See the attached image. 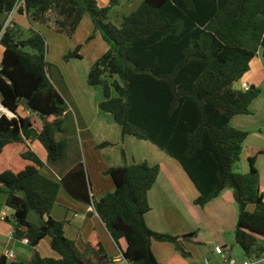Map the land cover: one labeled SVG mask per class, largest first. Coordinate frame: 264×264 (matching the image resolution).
<instances>
[{
  "label": "trees",
  "instance_id": "trees-1",
  "mask_svg": "<svg viewBox=\"0 0 264 264\" xmlns=\"http://www.w3.org/2000/svg\"><path fill=\"white\" fill-rule=\"evenodd\" d=\"M17 1L0 0V14L11 13ZM118 3L111 0L104 8L96 0H25L18 14L68 38L89 16L109 47L88 75V84L103 91L100 111L113 116L123 136L149 141L177 160L199 191L196 206L204 208L232 190L238 206L235 242L245 258H262L264 195L256 162L264 149H251L249 172L235 173L249 132L234 129L230 122L249 115L261 94L256 87L243 91L235 85L260 51L264 58V0H144L116 26L110 11ZM0 46V99L15 115L0 120V194L13 211V238L33 249L28 262L3 256L0 264H117L96 234L83 250L66 237V222L51 215L61 189L93 206L117 245L125 240L122 257L127 264H161L152 250L154 241L172 243L189 257L185 243L196 232L160 234L146 222L159 166L134 163L109 169L115 189L101 197L93 195L80 148L71 167H64L68 141L55 137L65 132L67 103L51 81L45 37L31 28L24 39L14 22ZM72 59H82L80 47L65 56L66 62ZM33 141L47 151V164L61 169L59 181L43 174L45 163L31 148ZM31 213L39 217L38 224L30 222ZM47 238L58 258L37 251Z\"/></svg>",
  "mask_w": 264,
  "mask_h": 264
},
{
  "label": "crops",
  "instance_id": "crops-1",
  "mask_svg": "<svg viewBox=\"0 0 264 264\" xmlns=\"http://www.w3.org/2000/svg\"><path fill=\"white\" fill-rule=\"evenodd\" d=\"M143 1L119 0L118 5L112 8L116 19L111 22L120 26L124 17L138 9ZM14 22L19 27L32 25L26 16L19 14L16 15ZM34 25L42 28L39 29L41 33L44 32L50 39L51 45L47 60L52 67L49 75L54 86L67 103L65 132L58 133L55 138L57 141H68L69 158H74L75 150L80 148L92 184L93 195L101 197L115 189L111 177L106 175V172L111 168L134 163L159 166V179L148 195L151 211L146 215V222L149 228L157 233L172 236L196 232L197 237L191 242L200 246L210 241L218 242L215 246L216 251L218 247L223 251V259L220 264H223L225 257L235 258L236 252L243 256L241 259L236 258L238 261L245 260L242 249L238 250L235 245L230 247L226 236L227 234L235 236L238 222V206L233 192L225 190L220 197L211 201L204 208L196 206L195 202L199 197V191L177 160L149 141L123 136L121 128L115 123L113 116L99 110L98 104L101 98L98 91L88 84V75L91 67L108 51L109 47L100 33L95 31L91 18L89 16L83 18L72 38L57 33L52 27L36 23ZM79 47L82 59H72L66 62L65 56ZM2 54L3 51L0 55V62ZM244 82L261 90V94L251 105V113L236 116L230 122L234 129L249 132L240 161L243 170L247 173L249 172L247 161L249 151L264 149V58L261 51L251 62L250 71L235 85V89L241 90ZM25 115H29V113H25ZM32 119L38 120L35 115L32 116ZM35 123L41 127L39 120ZM29 144L45 163L43 174L59 181L61 169L47 164L48 154L45 148L38 141ZM104 144L108 145L98 149ZM88 150L92 155L96 154V157L91 158L92 155L89 157ZM99 150L102 153L98 152ZM90 163L93 167L90 166ZM242 163H245V166ZM47 167H50V170ZM64 167L70 168L71 163L67 162ZM256 168L260 174V190L264 195V155L257 159ZM4 202L5 197H1L0 258L12 252L15 256L13 261L28 262L32 257L33 249L25 241L13 238L15 227V222L12 219L13 211L7 208ZM249 210L253 212L254 207L250 206ZM51 215L57 221L66 222L65 235L74 241L79 249L83 250L85 243L96 234L108 255L117 264H125L123 261H119L122 260V251L127 248L125 240H121L120 245L113 241L93 206L73 199L64 189H61ZM207 218L208 220H206ZM34 220L35 224L39 223L36 218ZM208 239L210 241H207ZM189 244L185 243L187 253H189ZM152 250L161 264H191V260H185L172 243L154 241ZM37 251L43 257L58 258V255L51 249L50 238L42 241L37 247ZM189 256L193 257V254L189 253Z\"/></svg>",
  "mask_w": 264,
  "mask_h": 264
},
{
  "label": "rangeland",
  "instance_id": "rangeland-1",
  "mask_svg": "<svg viewBox=\"0 0 264 264\" xmlns=\"http://www.w3.org/2000/svg\"><path fill=\"white\" fill-rule=\"evenodd\" d=\"M96 1H97L98 5L100 7L103 6L104 8L105 7H108L110 5V2H111V0H108V2H107V0H96ZM110 17H111L110 21L116 19L115 16L113 15V10L112 9L110 11ZM6 19H7L6 16L0 15L1 22H5ZM17 28L22 33L24 39H27L30 36V29L31 28L35 29L36 31H39L40 33H41V31L39 29H42V28H40V27H38L37 25H34V24H32L31 26L29 24L28 25H25V26H20V27L17 26ZM42 35L46 39L47 49L49 50V46L51 45L50 44V39L48 38V36H46V34L44 32H43ZM2 51H3V48L0 46V55H1V52ZM93 89L98 91V94H99V96L101 98V100H100V102H101L102 99H103V91H102L101 87H96V88L93 87ZM98 108H99V104H98ZM33 118H35V117H33ZM34 120L38 122V120H36V119H34ZM101 146L98 149H101L102 148ZM80 152H81V150H80ZM98 152H101L102 153L101 150H99ZM87 154H88L89 157H91V155H92L91 152H89V150L87 151ZM93 157H96V154L95 155H92L91 158H93ZM75 158H76V155L74 156V158H68V161L67 162H70L71 163V161L74 160ZM89 161H91L90 158H89ZM242 164H244V166H245V163H242ZM90 166L93 167L91 163H90ZM47 168L49 169L50 167H47ZM233 171L235 173L246 174V172L243 170V167H242V165H241L240 162L234 166ZM230 191L233 192L232 190H230ZM1 197H6V196L4 194H0V198ZM34 218H36L37 223H38L39 222L38 221L39 220V217L35 213H31L30 216H29V220H30L31 223H35ZM206 220H208V218ZM226 236H227V240H228V243H229L230 247L232 245H235L236 248H238V250H240V247L235 242V236H234V234H227ZM207 241H210V239H208ZM187 244H189L188 245V251H189L190 254L191 253L193 254V257L189 256V257H184V258H185V260H188V261L191 260L190 261L191 264H193V263L194 264H204V260L205 259H207V260L209 259L210 264H218V263L220 264L222 262V259H223L222 252L223 251L222 250L216 251V249H215V246L218 244V242L210 241L208 243H205L202 246L197 245V244H194L192 242H187ZM114 246L116 247V245H114ZM234 257H235V259L236 258L237 259H241L243 256H241L240 254H238L236 252V254L234 255ZM262 264H264V263H262Z\"/></svg>",
  "mask_w": 264,
  "mask_h": 264
},
{
  "label": "built area",
  "instance_id": "built-area-1",
  "mask_svg": "<svg viewBox=\"0 0 264 264\" xmlns=\"http://www.w3.org/2000/svg\"><path fill=\"white\" fill-rule=\"evenodd\" d=\"M23 4H25V0H18L17 3H16V5H15V7H14V9H13V11L7 15V19H6L5 23H4V28H3V30H2L1 33H0V43H1V40H2V38H3V36H4V34H5V31H6L8 28L12 27V25H13V23H14V19H15L16 15L18 14V10H19V8H20ZM250 89H251V86H250L248 83L244 82V83L242 84L241 90H243V91H248V90H250ZM4 116H6V117L9 118V119H13V118L15 117V115H14L12 112H10L9 110H7V109L2 105V103H1V99H0V120H1ZM25 242H26V241H25ZM26 243H27V242H26ZM220 250H221V248L218 247V248H217V251H220ZM6 257L8 258L9 261H13V259L15 258L14 253H12V252L8 253V254L6 255ZM119 261H120V262L123 261L125 264H127V263L123 260V257H122V260H119ZM262 263H264V256H263L262 258H260V259H247V258H246L245 260H242V261H238V260H236V259L233 258V257H225L224 260H223V264H262ZM204 264H210L209 260H205Z\"/></svg>",
  "mask_w": 264,
  "mask_h": 264
},
{
  "label": "water",
  "instance_id": "water-1",
  "mask_svg": "<svg viewBox=\"0 0 264 264\" xmlns=\"http://www.w3.org/2000/svg\"><path fill=\"white\" fill-rule=\"evenodd\" d=\"M23 104H24L26 107H28L29 109L32 110L31 105L29 104V100H28V99H24V100H23Z\"/></svg>",
  "mask_w": 264,
  "mask_h": 264
}]
</instances>
